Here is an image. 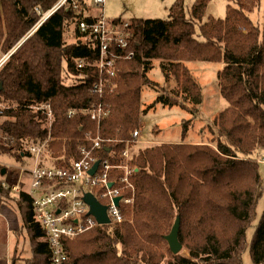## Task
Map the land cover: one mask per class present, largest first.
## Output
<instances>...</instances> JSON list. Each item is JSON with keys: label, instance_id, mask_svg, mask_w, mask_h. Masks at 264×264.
<instances>
[{"label": "trees", "instance_id": "16d2710c", "mask_svg": "<svg viewBox=\"0 0 264 264\" xmlns=\"http://www.w3.org/2000/svg\"><path fill=\"white\" fill-rule=\"evenodd\" d=\"M57 1L0 0L1 51L13 49ZM78 1L80 13L59 8L1 68L0 133L11 145L0 144L1 155L8 153L18 163L29 157L26 141L40 143L45 144L42 165L70 168L82 157L81 149H91L99 138L98 158L121 164L122 152L141 128L143 89L158 86L148 76L153 60L169 62L168 74L177 84L156 103L194 114L203 90L186 62L223 61L217 79L228 106L214 118L211 141L160 142L135 151V203L124 208L126 219L114 230L103 225L65 242L67 264H243L262 183L260 159L254 154L264 151V0H228L225 18L206 20L211 0H195L190 16L185 0H176L168 20L132 19L127 52L134 56L117 63L116 87L103 97L93 91L99 69L88 66L84 76L78 69L80 60L98 58L96 44L79 26L90 2ZM258 9L262 25L251 18ZM69 24L76 36L71 43L65 39ZM99 102L109 104L110 113L94 120L86 110ZM47 103L52 119L41 109ZM8 192L0 184V194ZM16 197L32 244L27 264H51L31 196L22 192ZM178 215L179 239L188 256L174 254L165 239ZM250 253L255 264H264V211Z\"/></svg>", "mask_w": 264, "mask_h": 264}, {"label": "built area", "instance_id": "2783aa9c", "mask_svg": "<svg viewBox=\"0 0 264 264\" xmlns=\"http://www.w3.org/2000/svg\"><path fill=\"white\" fill-rule=\"evenodd\" d=\"M105 4L106 0H91L92 6L86 7L85 17L79 21L81 31L87 33L96 44L98 58L93 63L80 60L78 69L81 70V76H84L83 70L88 66L99 69L100 76L93 87L94 93L99 97L114 91L117 63L123 59H132L134 56L133 51L127 52L131 37L130 22L107 19L104 13ZM65 6L72 7L78 13L82 8L78 0H61L35 29L55 11ZM7 57L9 56L0 59V70ZM41 109L49 119H52L53 113L49 103L44 104ZM86 111L92 119L100 120L109 115L110 105L99 102ZM75 113L76 110H73L69 115ZM140 131L138 129L133 133L136 142L140 138ZM44 146L45 144L40 143L28 144L26 148L31 165L20 169L15 182L8 181L7 170L0 173V180L4 189L13 191L16 195L26 192L31 196L33 217L45 233L51 251V264H67L69 257L65 251V242L99 226L116 227L126 219L124 208L135 203L133 177L138 170L132 163L135 150L128 143L121 154L123 162L112 164L108 160H100L95 154V150L102 146V140L96 138L91 149L86 147L81 149L82 157L74 161L70 168H61L41 164ZM98 160L101 163L97 171L91 174L90 171ZM118 171H122V175L118 176ZM27 178L30 180L29 185L24 183ZM111 182L113 185L109 186ZM86 192H92L102 204L107 206L109 224H100L93 215L89 214L90 207L84 200ZM117 197H121L118 204L115 203Z\"/></svg>", "mask_w": 264, "mask_h": 264}, {"label": "rangeland", "instance_id": "374dc122", "mask_svg": "<svg viewBox=\"0 0 264 264\" xmlns=\"http://www.w3.org/2000/svg\"><path fill=\"white\" fill-rule=\"evenodd\" d=\"M58 0L55 6L60 3ZM176 0H106L104 6V13L107 19L114 20L116 18H122L127 22H132V19H163L168 20L170 15V8ZM195 0H185L187 15L190 16L191 6ZM91 2V0H89ZM228 0H211L208 5L205 20L209 16L217 18H225L227 14ZM54 6V7H55ZM91 7V3H89ZM53 7V8H54ZM52 8V9H53ZM51 9V10H52ZM51 10L44 12L40 15L38 23L49 13ZM260 11V12H259ZM259 12V13H258ZM259 14V15H258ZM251 18L254 22L263 23V11L257 10L251 14ZM37 23V24H38ZM34 25L23 39L9 52L3 53L0 49V59L4 56L7 57L4 64L9 60L10 56L35 32ZM74 24H69L66 29L65 39L67 43L74 42L75 38ZM3 64V65H4ZM151 68L148 72V76L157 83L156 87H145L142 92V110L143 114L140 120V138L139 140L131 143L133 149L138 152L139 149L145 146H152L160 141H166L173 143L175 141L186 142H199V141H211L212 139V124L214 118L228 106V101L222 96L218 85L217 74L224 67L223 61H189L186 62L192 75L196 78L203 90V101L198 106V111L194 114L180 106H169L161 102H157L159 95L171 94L176 90L177 84L175 78L168 74L170 63L167 61L153 60L151 62ZM3 67V66H2ZM190 104L189 102H187ZM192 105V104H191ZM189 121V122H188ZM27 141L25 142V147ZM0 144L9 149L7 139L0 133ZM14 152V151H13ZM255 157L260 159V174L262 178L261 190L259 193L256 216L252 221L250 227L246 233V248L243 251L242 260L243 264H255L252 261L250 253V244L255 234L256 226L258 225L261 216L264 211V151L254 154ZM19 160V158H17ZM21 161V160H20ZM18 163L12 157H9L8 153L0 154V167L9 171L8 181L15 182L17 175L20 173L21 168H28L31 162L26 158ZM27 176V173L24 172ZM26 185L30 184L29 178L24 182ZM1 184V180H0ZM2 187V185H1ZM3 188V187H2ZM4 189V188H3ZM9 191L8 198L14 201L16 211L21 218V223L18 229L19 245L17 252H15V259L21 260L26 258L29 260L33 257L32 244L30 241V234L28 229L25 228L23 223V213L20 210L16 197L13 191ZM2 191V190H1ZM116 227H112V230ZM1 231V230H0ZM183 255L188 256L189 252L183 247L180 252ZM27 264V262H26Z\"/></svg>", "mask_w": 264, "mask_h": 264}, {"label": "crops", "instance_id": "0c3cea01", "mask_svg": "<svg viewBox=\"0 0 264 264\" xmlns=\"http://www.w3.org/2000/svg\"><path fill=\"white\" fill-rule=\"evenodd\" d=\"M20 223L21 218L16 211L14 201L0 194V264H26V258L18 260L14 257L20 243L18 239Z\"/></svg>", "mask_w": 264, "mask_h": 264}, {"label": "water", "instance_id": "95a60500", "mask_svg": "<svg viewBox=\"0 0 264 264\" xmlns=\"http://www.w3.org/2000/svg\"><path fill=\"white\" fill-rule=\"evenodd\" d=\"M2 89H3V84L2 82H0V91ZM100 163H101L100 160L95 162L94 166L90 171L91 174H94L97 171ZM112 185H113L112 182L109 183V186ZM120 199L121 197L115 198V203L118 204ZM84 200L90 207L89 214L93 215L100 224L110 223V219L107 214V206L102 204L92 192H86L84 195ZM180 225H181V216L178 215L176 217V220L173 224L171 231L169 232V234L165 235V239L167 240L169 247L174 254L180 253L183 249V244L179 239Z\"/></svg>", "mask_w": 264, "mask_h": 264}]
</instances>
